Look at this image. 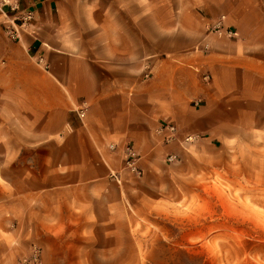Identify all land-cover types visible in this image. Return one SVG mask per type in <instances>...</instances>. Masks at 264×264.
<instances>
[{
  "label": "crops",
  "instance_id": "obj_1",
  "mask_svg": "<svg viewBox=\"0 0 264 264\" xmlns=\"http://www.w3.org/2000/svg\"><path fill=\"white\" fill-rule=\"evenodd\" d=\"M222 15L235 36L208 31ZM254 101L264 0H0V264L23 249L13 237L53 232L40 219L79 188L131 179L126 142L145 176L176 147L159 121L220 137Z\"/></svg>",
  "mask_w": 264,
  "mask_h": 264
},
{
  "label": "rangeland",
  "instance_id": "obj_2",
  "mask_svg": "<svg viewBox=\"0 0 264 264\" xmlns=\"http://www.w3.org/2000/svg\"><path fill=\"white\" fill-rule=\"evenodd\" d=\"M251 109L223 136L174 144L177 159L164 152L145 176L79 188L65 216L40 219L53 232L9 240L23 249L5 264L33 245L34 264H264V102Z\"/></svg>",
  "mask_w": 264,
  "mask_h": 264
},
{
  "label": "built area",
  "instance_id": "obj_3",
  "mask_svg": "<svg viewBox=\"0 0 264 264\" xmlns=\"http://www.w3.org/2000/svg\"><path fill=\"white\" fill-rule=\"evenodd\" d=\"M27 18L31 17L27 14ZM224 15L220 16L213 24L208 27L209 32L216 33L217 35H227L235 36L237 32L229 27L225 26L223 23ZM13 32V33H12ZM11 34L15 35L16 30L12 31ZM39 62H42V58H39ZM202 78L207 81L210 78L208 73H201ZM80 117L84 116V109L81 107L78 111ZM156 133L160 136L162 142L164 143H177L179 145H184L185 143L193 141L198 134H180L179 128L176 123L171 120H161L156 128ZM111 148H115L114 145H110ZM123 155V168L133 175H141L142 169L139 164L140 155L135 149L134 145L130 142H126L122 146ZM178 157L177 151H170L166 154L167 161H174ZM110 176L120 181L118 173L115 171L110 172ZM40 258L39 248L37 245H33L29 255L22 257L15 264H34L38 262Z\"/></svg>",
  "mask_w": 264,
  "mask_h": 264
}]
</instances>
